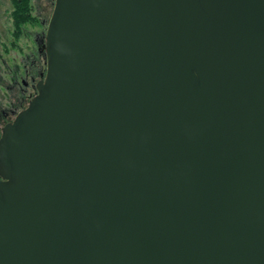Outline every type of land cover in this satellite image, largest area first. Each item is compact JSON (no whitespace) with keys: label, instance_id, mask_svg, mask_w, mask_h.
I'll use <instances>...</instances> for the list:
<instances>
[{"label":"water","instance_id":"obj_1","mask_svg":"<svg viewBox=\"0 0 264 264\" xmlns=\"http://www.w3.org/2000/svg\"><path fill=\"white\" fill-rule=\"evenodd\" d=\"M45 38L0 264H264V0H55Z\"/></svg>","mask_w":264,"mask_h":264},{"label":"rangeland","instance_id":"obj_2","mask_svg":"<svg viewBox=\"0 0 264 264\" xmlns=\"http://www.w3.org/2000/svg\"><path fill=\"white\" fill-rule=\"evenodd\" d=\"M34 14L38 17L37 26L27 25L24 36L16 40L11 21L10 0H0V104L5 108L17 100L18 83L29 70L36 49L34 37L46 30L54 4L50 0H33ZM41 22L45 23L41 27ZM35 55V54H34Z\"/></svg>","mask_w":264,"mask_h":264},{"label":"flooded vegetation","instance_id":"obj_3","mask_svg":"<svg viewBox=\"0 0 264 264\" xmlns=\"http://www.w3.org/2000/svg\"><path fill=\"white\" fill-rule=\"evenodd\" d=\"M50 1H52L53 4L55 2V0ZM48 22L46 24V30ZM44 24L45 23L41 22V27ZM46 30L44 33H42V35H36L34 37L36 49L34 53L35 55L33 54V56H36V54L37 56L32 60L30 69L24 71V77L17 85V100L10 104V106L7 108H4L0 104V140L3 137L4 129L9 124L14 125L18 116L29 108L30 103L38 94L39 83L44 81L47 67V40L45 38ZM4 182H6V180L0 176V185Z\"/></svg>","mask_w":264,"mask_h":264},{"label":"trees","instance_id":"obj_4","mask_svg":"<svg viewBox=\"0 0 264 264\" xmlns=\"http://www.w3.org/2000/svg\"><path fill=\"white\" fill-rule=\"evenodd\" d=\"M12 5L11 21L13 36L20 40L24 36L27 25L37 26L38 17L34 14L33 0H10Z\"/></svg>","mask_w":264,"mask_h":264}]
</instances>
